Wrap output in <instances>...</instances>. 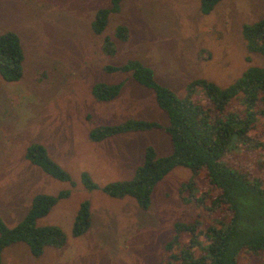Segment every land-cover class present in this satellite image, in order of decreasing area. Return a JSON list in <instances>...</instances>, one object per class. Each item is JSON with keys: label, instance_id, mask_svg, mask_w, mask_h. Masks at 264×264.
<instances>
[{"label": "rangeland", "instance_id": "obj_1", "mask_svg": "<svg viewBox=\"0 0 264 264\" xmlns=\"http://www.w3.org/2000/svg\"><path fill=\"white\" fill-rule=\"evenodd\" d=\"M109 0H0V35H18L24 53L23 73L8 82L0 76V216L7 226L22 220L37 193L56 195L69 189L38 225H59L67 235L60 248L47 247L40 256L23 242L4 249L2 264H158L175 222L197 217L194 203L181 201V183L194 176L196 193L207 188L201 174L176 166L153 188L147 208L129 196L112 197L100 189H86L87 172L99 186L131 179L143 163V149L152 145L159 155L171 151L168 135L159 130L126 132L101 141L89 133L102 125L128 119L168 124L154 92L127 72H107V64L121 65L136 58L148 65L156 79L183 98L187 84L204 78L226 86L250 65L264 66V56L248 53L242 26L264 17V0H220L203 14L201 0H123L109 16L104 31L91 24L96 10ZM124 25L126 41L115 37ZM108 36L116 49L106 53ZM249 58V59H248ZM123 82L119 94L97 101L96 83ZM239 106L237 100L229 105ZM33 143L71 176L59 181L30 163L25 153ZM237 154L253 162L256 154L236 147ZM89 201L91 226L72 235L74 216L82 201ZM204 226L213 217L202 215ZM239 264H264L243 254Z\"/></svg>", "mask_w": 264, "mask_h": 264}, {"label": "trees", "instance_id": "obj_2", "mask_svg": "<svg viewBox=\"0 0 264 264\" xmlns=\"http://www.w3.org/2000/svg\"><path fill=\"white\" fill-rule=\"evenodd\" d=\"M123 0H109L99 7L91 24L92 31H104L109 16L120 10ZM220 0H201L203 14L212 11ZM242 35L248 53L264 56V17L242 26ZM115 37L126 41L129 31L119 25ZM105 51L113 56L114 45L108 36ZM249 59V58H248ZM24 53L17 34L7 31L0 35V76L8 82L17 81L23 73ZM107 72H127L139 84L151 89L157 106L167 115L168 124L154 120L128 119L114 125H102L89 133L92 141L126 133L159 129L170 140L171 151L159 155L152 145L143 149V163L136 167L131 179L97 185L87 172L81 182L86 189H100L106 194L134 198L141 208H147L154 186L173 168L183 166L193 174H201L207 188L196 193L197 181L190 177L179 187L181 201L194 203L197 217L189 222H175L174 232L166 242L158 264H239L243 254L255 260L264 257V66L250 65L235 81L220 86L213 81L191 80L187 95L178 97L160 83L153 70L141 60L132 58L121 65L107 64ZM123 82L96 83L92 88L97 101L115 98ZM239 106L231 108L232 101ZM241 148L253 152V162L230 152ZM26 159L44 173L59 181L72 184L71 176L40 143L27 147ZM62 189L56 195L37 193L20 222L6 225L0 216V264L8 246L23 242L34 256L45 248H60L67 235L56 224L38 225L55 204L69 195ZM202 215L213 217L214 223L204 226ZM91 226L90 203L82 201L74 216L72 235L77 237Z\"/></svg>", "mask_w": 264, "mask_h": 264}]
</instances>
